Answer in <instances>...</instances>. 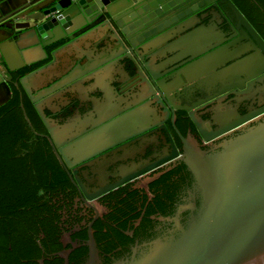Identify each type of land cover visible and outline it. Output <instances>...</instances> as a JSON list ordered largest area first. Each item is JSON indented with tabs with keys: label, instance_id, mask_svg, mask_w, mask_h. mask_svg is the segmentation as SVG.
<instances>
[{
	"label": "flooded vegetation",
	"instance_id": "flooded-vegetation-1",
	"mask_svg": "<svg viewBox=\"0 0 264 264\" xmlns=\"http://www.w3.org/2000/svg\"><path fill=\"white\" fill-rule=\"evenodd\" d=\"M222 1L137 2L129 15H118L136 49L118 41L113 21L102 26L113 29L108 33L93 29L108 17L90 16L85 26L78 17L79 37L58 31L65 43L38 50V63L13 72L0 65V131L11 135L12 162L22 160L25 176L48 184L32 210L40 216L32 218L24 264H87L91 237L100 264L132 261L187 231L200 200L186 145L217 153L264 122V49ZM230 1L264 41V0ZM209 29L235 57L195 72L187 67L193 62L178 60V39L189 34L187 41L201 44ZM152 30L158 34L148 39ZM142 58L172 93L160 92ZM179 81L186 90H178ZM46 121L55 134L75 127V138L57 146ZM118 121L132 123L131 131L87 158L69 157L72 167L61 158L62 149Z\"/></svg>",
	"mask_w": 264,
	"mask_h": 264
},
{
	"label": "water",
	"instance_id": "water-1",
	"mask_svg": "<svg viewBox=\"0 0 264 264\" xmlns=\"http://www.w3.org/2000/svg\"><path fill=\"white\" fill-rule=\"evenodd\" d=\"M139 1L141 0H0V65L13 72L38 63L41 59L33 57L38 50L44 52V47L65 43L61 41L63 37L58 36V31L69 36L78 35L81 26L73 28L78 17L85 18L86 24L83 26L91 24L90 16L108 17V21L93 29L108 33L113 29L106 30L102 26L113 21L118 28V41L121 42L123 38L131 48L136 49L137 44L132 40L130 31L123 28L118 15L126 11L125 15H129L132 11L130 6L133 5L136 10L134 5ZM222 3L257 37L259 45L264 49V41L257 36L236 6L230 0H223ZM131 19L135 20L136 17ZM136 24L139 26L140 22ZM129 29L134 27L130 26ZM138 32L140 31L133 33ZM212 32L211 29L206 31L201 44L195 40L196 37L187 41L189 34L180 37L178 60L187 59L185 65L193 62L187 67L201 72L233 59L234 53L225 51L221 46L222 39H218ZM150 33L148 39L158 34L157 30ZM99 35L101 34L98 33ZM32 38L35 41H31ZM136 53L139 54L137 50ZM148 59L149 57L146 58ZM17 60L20 64L14 65ZM141 60L147 67L149 76L157 81L160 92L165 96L172 93V87L165 84L161 79L162 75L155 74L145 64L144 58ZM260 65V59L254 56L253 68ZM189 75L187 73L183 76L186 78ZM179 79L181 78L177 80ZM21 83L28 88L27 78ZM178 88L179 91L186 90L180 81ZM223 120L228 122L226 118ZM46 123L57 146L66 143L63 137L71 140L75 138L74 135L69 136L75 127H70L65 133L55 134L50 123ZM239 124L241 122L228 125L218 134L234 129ZM106 127L103 132L99 130L102 134L96 133L95 138L83 137L79 142L67 146V149H62L61 158L68 163L69 157L87 158L117 136L131 131L132 123L118 121ZM210 139L206 137V140ZM185 151L184 161L194 175V190L200 200V207L192 217L187 231L176 241L155 244L149 253L139 259L117 261L114 264H264V122L223 143L220 152L207 153L190 142ZM69 165L72 167V164ZM89 245L91 252L87 264H100L92 237Z\"/></svg>",
	"mask_w": 264,
	"mask_h": 264
},
{
	"label": "trees",
	"instance_id": "trees-1",
	"mask_svg": "<svg viewBox=\"0 0 264 264\" xmlns=\"http://www.w3.org/2000/svg\"><path fill=\"white\" fill-rule=\"evenodd\" d=\"M8 133L0 131V264H24L30 227L40 216L39 212L32 214V210L39 203L40 188L45 190L48 184L25 176L23 167L18 166L22 160L12 162Z\"/></svg>",
	"mask_w": 264,
	"mask_h": 264
}]
</instances>
